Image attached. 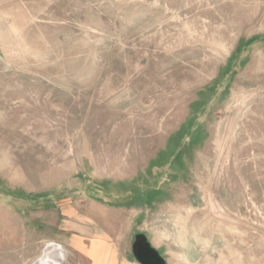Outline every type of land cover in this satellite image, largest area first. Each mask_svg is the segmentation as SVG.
<instances>
[{"label":"rangeland","instance_id":"rangeland-1","mask_svg":"<svg viewBox=\"0 0 264 264\" xmlns=\"http://www.w3.org/2000/svg\"><path fill=\"white\" fill-rule=\"evenodd\" d=\"M137 235L264 264V0H0V264Z\"/></svg>","mask_w":264,"mask_h":264},{"label":"water","instance_id":"water-1","mask_svg":"<svg viewBox=\"0 0 264 264\" xmlns=\"http://www.w3.org/2000/svg\"><path fill=\"white\" fill-rule=\"evenodd\" d=\"M133 256L139 264H165L158 252L147 243L143 235H137L135 238Z\"/></svg>","mask_w":264,"mask_h":264},{"label":"bare ground","instance_id":"bare-ground-1","mask_svg":"<svg viewBox=\"0 0 264 264\" xmlns=\"http://www.w3.org/2000/svg\"><path fill=\"white\" fill-rule=\"evenodd\" d=\"M49 249L51 250L46 254L47 256L45 255L46 261L43 264H55L60 257L56 246H50Z\"/></svg>","mask_w":264,"mask_h":264}]
</instances>
